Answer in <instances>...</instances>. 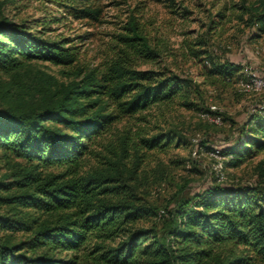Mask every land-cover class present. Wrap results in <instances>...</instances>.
Returning a JSON list of instances; mask_svg holds the SVG:
<instances>
[{
    "label": "trees",
    "instance_id": "trees-1",
    "mask_svg": "<svg viewBox=\"0 0 264 264\" xmlns=\"http://www.w3.org/2000/svg\"><path fill=\"white\" fill-rule=\"evenodd\" d=\"M55 1L78 16H99L95 6ZM240 7L250 12L247 23L263 33L264 0ZM36 24L0 15V70L8 73L0 80V158L9 165L0 176V264L264 262V167L255 182L214 180L191 197L180 196L162 232L154 223H138L161 209V215L169 212L141 200L131 179L145 155L140 148L169 144V130L144 135L140 129L138 138L125 133L115 156L80 170L94 137L115 120L172 100L191 82L169 68L135 64L138 56L160 54L136 19L103 66L77 63L80 46L73 37L46 35ZM193 43L199 46L190 44L191 52L208 60L205 74L213 81L246 76L241 62L213 59L201 46L204 38ZM34 60L69 66L73 76L61 79ZM243 124V133L221 149L231 154L225 166H238L264 149V104ZM130 147L136 154L132 165L126 162ZM19 231L26 234L17 238ZM117 236V242L107 241Z\"/></svg>",
    "mask_w": 264,
    "mask_h": 264
},
{
    "label": "rangeland",
    "instance_id": "rangeland-1",
    "mask_svg": "<svg viewBox=\"0 0 264 264\" xmlns=\"http://www.w3.org/2000/svg\"><path fill=\"white\" fill-rule=\"evenodd\" d=\"M256 1L77 0L79 5L99 8L98 18H94L78 16L72 6L55 0H0V15L4 13L15 20L37 23V27L52 37H73L80 46L77 63L90 66L104 65L119 47V35L128 30L126 26L135 18L151 43L160 49L158 56L136 57L135 64L138 67L169 68L191 79L184 94L179 93L172 100L152 104L115 120L107 130L94 137L90 150L81 160L80 170L83 171L103 165L105 155L113 157L115 150H120L125 133L138 138L136 131L140 129L144 135L169 130L174 135L169 144L140 148L139 152L145 155L131 179L141 200L155 209L163 207L169 212L143 217L138 223H154L162 232L166 230L180 196L191 197L214 180L255 182L261 178L264 149L238 166L224 164L225 175L221 179L217 176V159L210 151L214 147L222 149L243 133L246 128L243 122L249 113L264 102V86L246 89L239 80L229 82L219 78L213 81L205 74L208 60L193 54L190 49V44L199 46L193 41L204 38L206 44L201 46L208 49L213 59L239 61L245 66V72L252 68L264 77V49L261 48L264 46V32L256 33L259 31L257 26L247 23L250 12L240 7L242 3L248 5ZM40 21L45 23H38ZM34 61L61 79L68 80L73 76L69 66L49 60ZM242 73L240 70L237 74ZM6 77L8 73L0 70V80ZM212 103L222 114L220 123L211 121L206 114ZM195 138L201 141L195 144ZM129 152L126 162L132 165L136 155L133 147ZM51 168L57 170L61 166ZM7 171L9 165L0 158V176ZM25 234L19 231L15 237ZM118 239L119 236L107 241L117 242ZM256 264L264 262L256 261Z\"/></svg>",
    "mask_w": 264,
    "mask_h": 264
},
{
    "label": "built area",
    "instance_id": "built-area-1",
    "mask_svg": "<svg viewBox=\"0 0 264 264\" xmlns=\"http://www.w3.org/2000/svg\"><path fill=\"white\" fill-rule=\"evenodd\" d=\"M264 49V46L261 47ZM239 83L243 85L246 89H258L264 86V77L258 75L255 70L252 68L246 69V76L239 79ZM264 104V102H263ZM208 118L214 122H221L222 121V114L218 111V107L216 104H210V110L206 113ZM201 141L200 138H195V144H198ZM210 154L213 155L217 159V163L215 164L217 168L218 178L221 179L224 177V159L227 158L229 155L224 154L221 151L220 147H214ZM164 209H161L159 214L161 215Z\"/></svg>",
    "mask_w": 264,
    "mask_h": 264
}]
</instances>
